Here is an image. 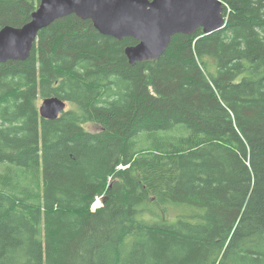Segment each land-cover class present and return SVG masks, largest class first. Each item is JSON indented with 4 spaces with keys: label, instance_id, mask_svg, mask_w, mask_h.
Masks as SVG:
<instances>
[{
    "label": "trees",
    "instance_id": "1",
    "mask_svg": "<svg viewBox=\"0 0 264 264\" xmlns=\"http://www.w3.org/2000/svg\"><path fill=\"white\" fill-rule=\"evenodd\" d=\"M41 1L0 0V31ZM222 1L157 61L71 15L0 64V264H264V0Z\"/></svg>",
    "mask_w": 264,
    "mask_h": 264
},
{
    "label": "water",
    "instance_id": "2",
    "mask_svg": "<svg viewBox=\"0 0 264 264\" xmlns=\"http://www.w3.org/2000/svg\"><path fill=\"white\" fill-rule=\"evenodd\" d=\"M222 0H42L31 20L22 27L6 26L0 31V64L25 62L33 53L42 30L55 21L76 15L89 20L105 36L138 41L128 47L132 66L157 61L177 35H212L227 27ZM67 109L57 97L43 99L42 119L56 120ZM107 198H103L104 204Z\"/></svg>",
    "mask_w": 264,
    "mask_h": 264
},
{
    "label": "rangeland",
    "instance_id": "3",
    "mask_svg": "<svg viewBox=\"0 0 264 264\" xmlns=\"http://www.w3.org/2000/svg\"><path fill=\"white\" fill-rule=\"evenodd\" d=\"M42 103H43V100H40L38 106L40 107V106L42 105ZM90 128H95V127L90 126L89 129H90ZM90 130H91V129H90ZM100 206H102L101 199H98V200L96 201V203L94 204V206L92 207V209H93V210H96V209H98Z\"/></svg>",
    "mask_w": 264,
    "mask_h": 264
},
{
    "label": "bare ground",
    "instance_id": "4",
    "mask_svg": "<svg viewBox=\"0 0 264 264\" xmlns=\"http://www.w3.org/2000/svg\"><path fill=\"white\" fill-rule=\"evenodd\" d=\"M56 22V21H55Z\"/></svg>",
    "mask_w": 264,
    "mask_h": 264
}]
</instances>
